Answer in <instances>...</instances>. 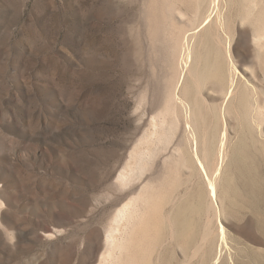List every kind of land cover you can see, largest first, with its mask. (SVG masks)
Masks as SVG:
<instances>
[{
    "label": "rangeland",
    "instance_id": "1",
    "mask_svg": "<svg viewBox=\"0 0 264 264\" xmlns=\"http://www.w3.org/2000/svg\"><path fill=\"white\" fill-rule=\"evenodd\" d=\"M210 1L0 0V264H109L169 170V264H264V0Z\"/></svg>",
    "mask_w": 264,
    "mask_h": 264
},
{
    "label": "bare ground",
    "instance_id": "2",
    "mask_svg": "<svg viewBox=\"0 0 264 264\" xmlns=\"http://www.w3.org/2000/svg\"><path fill=\"white\" fill-rule=\"evenodd\" d=\"M248 3L249 0H242V4L248 6L249 10L250 9L254 10L258 6L255 0H251L249 5ZM215 5H217L215 3V0L214 2L213 0L209 2L206 11L205 20H207L214 12ZM214 33L216 32H214L213 30V25L206 28L205 35L208 36L209 38L214 36ZM188 43L189 40H187L186 45H189ZM186 45H184L183 51L184 49H186L185 47ZM191 53H193V55L196 57L195 52L191 51ZM179 147L180 145L178 146V148ZM224 148L225 147L222 148L223 151ZM177 150L179 152L181 151L180 149ZM191 152H196V149H193V151L186 149L183 152V156L186 155L185 161L187 163H192ZM206 155H207V151H206ZM220 155L222 158L223 154L220 153ZM207 164L210 165V162H208ZM205 170L206 172L208 171L207 168ZM172 175L173 172L169 170L167 171L166 175L163 177L158 176L156 177L157 179L156 178L152 179L153 177L152 178L150 177V180L146 183V185H144L139 190V192H143V197H139L140 193H138L136 197L132 198L130 202L126 203L119 209L116 222L118 225H121L123 223H125V225L122 233L119 228L113 227L111 229V232L113 231L115 233L121 234V238L118 244H117L118 239H116L115 236L110 235L107 238V250L109 252L113 251V253L109 255V260H110L109 264H169L170 261V259L168 258L170 251L169 240L171 239L172 248L174 249L175 252L180 247H182L183 237H184L183 236L184 211L182 208V201L180 194H178L177 196L175 195L173 196L174 189L169 186V178ZM208 175H209V183L211 186V187L209 186L210 194L213 196L215 193L214 191L215 188H218L217 183L219 176H218V172L216 171L210 172ZM261 183H264V180H262ZM141 199L143 201L142 206L138 205L137 203ZM168 230L170 231L169 234H168ZM207 230L209 229L206 228V231ZM206 231L204 232L207 233L208 231L207 232ZM100 264H104L103 260L101 261Z\"/></svg>",
    "mask_w": 264,
    "mask_h": 264
}]
</instances>
